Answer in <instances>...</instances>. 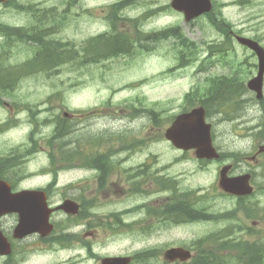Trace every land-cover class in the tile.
<instances>
[{"label": "flooded vegetation", "instance_id": "obj_1", "mask_svg": "<svg viewBox=\"0 0 264 264\" xmlns=\"http://www.w3.org/2000/svg\"><path fill=\"white\" fill-rule=\"evenodd\" d=\"M48 1L51 0H46ZM140 1L149 6L145 10L146 18H149L150 11L160 5L170 7L172 0ZM210 1L215 7L221 4L220 0ZM73 2L82 7L83 14H76L75 17L81 22V29H84V13L87 8L82 2L80 5L75 0L72 4ZM7 6L14 8L12 4L0 3V12ZM39 6H35L36 14L31 18L33 23L26 22L27 24L14 25L11 28L0 18V38L38 37L40 40L36 42L37 46L41 49L45 47L50 53L47 38L55 32L61 33V23L66 19L55 20L54 17L64 15L54 14L51 7L44 11ZM229 7H237L239 13L234 15L230 21L231 26L224 32L227 35L223 39L222 47L210 46L207 51H219L228 59L225 66L227 73L232 60L237 58L238 79L230 77L224 82L211 84L202 98L203 102L213 103L218 110L224 109V122L234 126H237L238 122L241 125L243 123L240 120V112L245 106V101L246 106L251 108L254 107L255 99L254 108L260 115L254 130L257 132L255 134L258 142L253 159L258 162L264 155V70L261 99L256 100V94L246 89V84L257 76L260 67L264 65V0H231L226 8ZM213 12L202 14L195 20L214 19L218 16V11L217 14ZM177 13L181 18L185 17L183 12ZM4 14H0V17ZM219 15H223L227 20L231 18L226 12H220ZM122 16L126 20L135 17L127 14ZM126 20L119 24L120 33L131 36L134 44L139 47L137 43L143 38L144 28H134L131 20ZM105 21L111 26L110 17ZM130 42L115 39L114 49L122 51L128 46L132 48ZM86 54L84 46L81 47L78 51L81 63L86 61ZM31 63V60H25L26 65L31 66ZM1 82L9 81L3 79ZM12 87L13 85L10 90ZM51 97L52 95H47L43 103L53 101ZM15 98H21V95L0 94V102L8 111H14ZM102 111L107 112L109 119H115V126L94 131L98 127L94 126L92 117L101 116ZM43 112L46 115L42 119L29 118L31 126H43L51 122L55 132H78L83 154L77 159L48 158L49 171L42 174L20 173L21 166L16 163V159L0 162V178L10 183L13 191L43 190L49 207L63 204L66 208L51 212L53 230L50 233H31L22 239H10L12 254L0 256V259L4 258L2 264H226L225 253H237V249L225 248L228 239L234 240V230L239 228L237 225L200 230L198 225L220 223L226 216L219 214L222 211L215 206H198L196 189L192 182H183L181 170L172 171L161 159L150 158L147 154L134 157L137 152H134L133 147L141 145L142 141L134 143V129L130 127L134 121L132 116L122 121L127 123V130L123 132L117 126L118 116L114 108H97L80 114L76 122L78 131H70L67 127L74 125L72 119L55 118L50 114L49 107L43 109ZM103 126L105 125L101 124L99 128ZM29 143V154H33L36 148L32 145L33 141ZM221 153L222 156L217 159L193 158V161L199 165H208L216 160L225 163L236 158ZM241 164L240 161L230 163L228 175L236 176L247 171L252 174L250 168L247 167L244 171L239 167ZM221 166L216 170V176ZM39 177H42L40 184L27 183ZM211 190H214L212 193L216 195H226L215 184ZM71 200L78 205L75 214L71 212ZM235 214L236 212H233L234 217ZM18 218L17 215V220ZM174 248H184L187 252L174 251ZM171 249L173 252L168 251ZM42 256L46 259L39 260Z\"/></svg>", "mask_w": 264, "mask_h": 264}, {"label": "rangeland", "instance_id": "obj_2", "mask_svg": "<svg viewBox=\"0 0 264 264\" xmlns=\"http://www.w3.org/2000/svg\"><path fill=\"white\" fill-rule=\"evenodd\" d=\"M43 1L44 0H12V3L16 2V4L13 5L14 8H9V6H7L3 12H0V14L5 13L0 18L4 20L5 24L11 26L20 24L24 25L27 24L26 22L33 23L34 20H31V18L33 14H36L35 11L24 10V7L30 5L36 10L34 5L37 2L43 7L52 6L54 9L58 10L57 13L62 12L67 16L66 24L64 26L62 25V28L60 29L62 33L61 35H58V38L62 40H71L74 43L73 47L77 49L79 42L83 38L93 34L102 33L109 29V26L104 21L92 17L95 12L100 10V8L96 7L97 5L105 7V5L115 0H75L79 5L82 2V4L84 3V7L92 9L91 17H88L84 13V19L86 20L84 29H81V22L75 17L76 14H83L82 7L76 6L74 2L71 5L65 4L64 0H51L46 3H43ZM230 1L231 0H220V11L221 13H228L227 16H230V19H232L234 15H238L239 9H237V7L226 8ZM36 5H38V3ZM93 8L95 10H93ZM145 8L146 5L138 3L124 10V13L127 15L134 14L135 16L143 12ZM54 14L56 13L54 12ZM149 25H155L158 27L180 25L185 37L194 43H199V45L214 39L216 34L212 28L201 21L195 22L193 26L186 24L183 25L179 15L173 11H168L165 14L160 15L159 18L153 19ZM16 42L22 44L20 47H29L32 45L31 43H22L18 40H16ZM175 43H177L175 38L167 41H159L154 44L156 49L148 54L134 55L132 58L125 59L115 58L105 64L96 66L88 65L85 67H79L75 64L62 65L58 70H55L57 73L53 75V79L47 81L45 85L39 82V80H43V77L39 74L33 75V79H26V77L22 78L17 84L16 93L28 96L26 98L27 101L24 102H30V106L37 109L35 113L39 117H44L46 115V113L43 112V109H45L46 106L52 108L51 112H56L54 106L62 102L60 94L52 102L43 103V100L46 99L47 95H57V93L63 94L70 107H86L87 105L98 104L104 101L107 97L112 99L113 105H116L118 109L129 106L134 110L133 113H130V116L138 115L139 117V119H135L130 126L134 129L132 133L133 140H139L142 136H149L151 140H154L149 142L146 149H142L141 152L135 153L134 157H143L146 154L153 153L156 155V158L161 159V162L164 163H168L174 158H180V160H182L181 162L170 166L172 171L197 169V171L192 170L191 173L193 175L185 177L184 180L191 181L197 185L203 183L208 185L214 179V166L211 165L206 171H201L202 168L195 166V163L188 159L190 158V154L186 155V152H180L168 143L161 141L160 138L162 136L156 133V129H151L149 126L151 121H149L147 116L141 114L144 110L141 109V105L137 102V98H142L146 105H149V107L153 106L155 109L159 110L165 119L164 122H167L169 115L177 113V109L181 107L182 93L190 83V69H177L173 73H171L172 71L165 72L176 63L173 60ZM6 50L8 49L5 48V51ZM236 56H238V54H236ZM17 57L20 59L14 58V60L18 63H21L22 60L26 59H21L22 56L20 55ZM237 61V58L232 60V65L231 68L228 69V74L236 72ZM223 62L224 61L221 60L215 67L221 69ZM0 64L3 65L2 58H0ZM233 68L235 69L232 70ZM238 71H240V69H238ZM193 82L194 81H192V83ZM36 98L41 99L40 101L42 102L39 103L41 105H35L36 101L39 100L30 101L31 99ZM131 103H133V105ZM254 107L249 108L246 106L242 110V117L240 120L243 123L240 127L233 128L228 122L218 120V141L223 150L241 151L244 152L246 156L256 149L258 138L256 137V134H254V131H249L247 128V126H252L255 130L254 127L257 124L260 113ZM28 113L29 110L27 108L26 110H21L19 115H21L23 119ZM5 117L6 113L0 109V120H3ZM215 117L219 119L220 115H216ZM101 119L102 121L109 122L102 128H97L94 131L103 129L107 126H115L116 122H113L115 119L111 120L109 117H101ZM22 122L24 125H21L17 130L0 133V156L9 155L10 152L17 156L24 154V149L27 147L26 143L28 142L27 132L29 128L26 120H22ZM99 125L100 121L94 124L95 127H98ZM117 126L120 127L123 132L127 130V123L118 121ZM49 131L51 130L45 129L44 133H48ZM156 138H158V140ZM23 143L26 144V146L23 145ZM50 149L51 147L47 144L45 139L38 141L36 151L33 154L28 155L27 161L21 164L23 174L31 173V171L39 172L48 161V151ZM258 163H264V155L260 157ZM248 166L253 167L255 170V182L258 183L260 191L252 198L245 200L243 203L246 204V207L264 206V164L255 165L249 163ZM243 168L246 169V166L243 165ZM41 181L42 179L39 177L27 181V183L34 184L38 182L40 183ZM207 199L208 204H210L211 199L209 197H207ZM234 206L235 201L232 199H216L215 207L217 209L228 210ZM241 217H243V215L239 213V219H241ZM263 218L264 217L260 211L257 215L252 216L246 211V214H244L245 226L243 227L249 226L255 231H261L264 229ZM13 222L14 217L7 216L4 219V227L9 228ZM256 223H259V225L254 226ZM232 224L237 225L238 223L235 221L232 223L224 221L198 226L200 227V230L204 231L207 228H222ZM244 233L245 239H253V236L256 235L257 232L253 234L246 230ZM38 259L40 260V258ZM0 264H2L1 259Z\"/></svg>", "mask_w": 264, "mask_h": 264}, {"label": "water", "instance_id": "obj_3", "mask_svg": "<svg viewBox=\"0 0 264 264\" xmlns=\"http://www.w3.org/2000/svg\"><path fill=\"white\" fill-rule=\"evenodd\" d=\"M177 2L178 1L176 0L173 1V6H176L175 4ZM195 14L197 13L187 12L186 18L189 19L193 17ZM192 116H196V118L191 119ZM202 118H203L202 112L199 114L196 111H194L191 114H187L179 117L176 123L170 129V132L172 133L174 129L180 131L177 134L181 135L182 137L183 136L186 137L189 142L194 141L201 143L200 146H198V152H200L201 154L211 150V147L209 146V142H210L209 135L208 133L204 134L205 131H202V127H200L202 124ZM193 120L195 121V124L199 126L198 130L196 131L190 127ZM167 135H169V133H167ZM250 191H251L250 187H248L246 191H244L243 189V192H250ZM17 206H19V204L15 200V197L0 196V214L3 212H13L16 210Z\"/></svg>", "mask_w": 264, "mask_h": 264}]
</instances>
